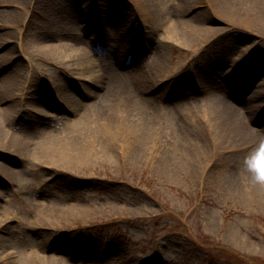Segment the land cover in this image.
Instances as JSON below:
<instances>
[{
  "label": "rangeland",
  "instance_id": "obj_1",
  "mask_svg": "<svg viewBox=\"0 0 264 264\" xmlns=\"http://www.w3.org/2000/svg\"><path fill=\"white\" fill-rule=\"evenodd\" d=\"M46 2L50 1H41L43 10ZM70 2L76 20L90 9L97 11L96 17L90 16L95 27L120 21L123 12L128 13L133 32H125L121 44L131 47L132 43L138 46L143 40L152 41L145 54L153 51L150 59L157 64L165 56L168 65L165 71L178 74L171 77L172 81H161L158 85L169 74L163 73L157 76L160 78L157 82L151 83L148 91L153 90V107L146 106L151 113L149 124L144 126L146 145L140 144L142 148L138 151L124 148L122 155L116 156L121 166L108 160L85 168L76 162L73 169L66 170L74 171L73 174L57 171L60 175L56 176L46 164L31 168L23 160L5 158L17 171L13 177L14 191L8 182L0 186L4 194L0 197V211L10 217L8 224L13 231L9 232V250L21 249L23 234H28L24 226L32 222L35 203L54 200L51 203L65 209L70 206L78 209L62 212L64 216L57 218L46 215H52L53 211L40 208L42 225L57 230H52L53 248L67 252L70 260L81 257L85 264H264V186L254 181L246 164L255 148H245L233 139L215 135V128L218 132L224 129L216 126L222 100L237 108H249L251 127L264 129V112H257L259 103L264 101V5L253 0H215L213 12L208 2L178 8L174 0H168L167 10L163 14L161 10L158 14L152 12L155 20L144 24L137 14V0ZM89 3L92 7L87 6ZM158 20L164 25L169 20L199 22L215 30V45L196 58L194 48L198 47L195 45L198 38L186 42L178 38L173 46L161 43L160 39L166 35L165 30L158 28ZM71 28L76 32V23H71ZM95 29L79 34L90 39ZM176 34L180 36L183 32ZM221 34L225 37H219ZM8 40L0 54L7 53L11 45ZM91 45L98 52L97 67L104 73L110 77L126 73L128 66L116 63L118 55H123V50L118 52V45L98 42ZM241 45L253 46L252 53L243 57ZM140 58L144 60L146 55H139ZM20 59L9 65L0 60V77L11 74L15 66L28 65L26 57ZM200 60L203 63L198 67ZM38 68L28 83L31 92H37L40 85L57 93V86L70 79L73 98L80 103L88 102L89 90L100 93L99 88L81 80L78 74L63 76L46 62L38 64ZM24 70L30 73L28 68ZM148 70L156 73L154 69ZM194 72L199 75L205 72L203 85L190 79L189 73L192 76ZM258 86L261 98L253 96L254 87ZM161 93L164 95L159 97ZM194 96L197 100L186 98ZM38 98L25 99L23 108L39 102ZM57 114L51 122L28 110L14 111L5 118L4 128L6 133L10 131L12 136L25 141H44L43 133L69 129L68 121H64L68 114L70 119L77 116L74 109H67V116ZM179 114L175 120L173 117ZM151 143L156 145L153 159ZM72 177L79 180L72 182L75 180ZM66 184L71 185L64 188Z\"/></svg>",
  "mask_w": 264,
  "mask_h": 264
},
{
  "label": "bare ground",
  "instance_id": "obj_2",
  "mask_svg": "<svg viewBox=\"0 0 264 264\" xmlns=\"http://www.w3.org/2000/svg\"><path fill=\"white\" fill-rule=\"evenodd\" d=\"M41 1L0 0V49L7 46V38L10 39L8 41L11 44L6 50L7 53L0 54V60L9 65L11 62L18 63L21 60L20 58L26 57V64H28L26 67L15 66L16 68L11 69V74L0 77V185L4 182L2 178L15 184L13 177L17 171L5 159L6 157L28 162V166L31 168L46 164L50 167L52 174L56 176L60 175L57 171L73 174L74 171L67 172L66 170L68 168L73 169L76 162H79L78 164L85 168L94 163L107 162L108 160L113 161L115 166H121V161H118L117 157L122 155L124 148L138 151L142 148L140 144L146 145L145 142L147 141L143 138L144 133H146L144 126L149 124L147 122L150 120L151 115L146 108L153 107L151 103L153 90L148 91V89L152 86L153 81L160 79L157 76L169 73L159 80V85L161 81L167 82L172 76L178 74V71H165L168 67L165 56L160 64L155 63V60H149L154 55L153 51H150V54L147 55L144 64L139 63L137 52L139 48H134V55L138 57L131 61L130 69L123 76L110 77L107 72L104 73L102 68L97 67L98 52L92 48L91 43L105 41L113 47L119 45L129 30L133 32L128 13L123 12L124 18L121 15L120 21L116 20L96 28L94 37L87 40L79 37L78 34L80 31L89 32L94 28L91 17L93 15L97 16V11L90 9L88 13L82 14L76 20L74 18L75 12L71 8L69 0H49L50 2H46L48 4L44 7V10ZM167 1L137 0L139 7L137 14L142 18L143 23L147 24L146 21L149 23L155 20L154 15H151L152 12L158 14L161 10L163 14L167 10ZM253 1L264 5V0ZM201 2H208L211 10L215 12V0H174V4L178 8H192ZM92 3L87 6L92 7ZM146 8L148 9L147 14ZM52 10L54 13H52ZM91 11L93 13L90 14ZM120 13L117 14V17ZM106 17L105 15L104 18ZM169 22L164 25L161 20H158V28H161L160 31L165 30L164 34L166 35V37L160 39L161 43L173 46L174 43L177 44L178 38H181L183 42L198 38L199 42L195 44L198 47L194 48L196 58L203 51L211 49L215 45L214 29L189 20L187 22L169 20ZM71 23H76V32L72 28V31L70 30ZM181 30L183 34L177 35L176 32ZM140 37L144 38L143 33L140 34ZM219 37L224 38L225 35L221 34ZM151 43L152 41L146 42L143 40L139 52L150 50ZM190 49L191 47L188 50ZM240 49L243 52V57H246L252 53L253 46L244 48L241 45ZM129 58V54L124 55L122 59L119 56V58H116V63H123L125 59ZM156 58L161 60L157 55ZM44 62L59 70L63 76L80 75L81 80L99 88L100 93L90 90L88 93L84 91L90 98L85 96L89 99L88 102L80 103V101L78 102L77 99L73 98L70 79L61 82L57 86V93H51V91L41 88L40 85L36 89L37 92L29 91L28 83L32 81L34 74L38 72V64ZM202 63L203 60H200L198 67ZM25 68H28L30 73L24 70ZM148 69H154L156 73H151ZM204 69H208V67ZM0 72H2V69H0ZM204 77L205 72L201 76L199 74L195 75V79L201 85H203L202 80ZM260 87H254V97L257 95L258 98H261L260 91L262 90H260ZM31 97H39V102L30 105L26 109L23 108L22 102ZM220 105L222 109L218 112L220 114L217 117L216 126L224 129L218 132L215 128L216 136L233 139L245 148H256L260 142L264 141V129L259 131L251 127L253 118L250 114L251 111H247L249 108L243 109L227 105L223 100ZM259 105L260 108L257 112L260 110L261 114L264 112V101ZM49 108L51 110L63 109V111L74 109L77 116L74 119L69 117L64 120L68 121L67 126L69 129L59 133H55L53 130L43 133L44 141H25L19 136H12L10 131L6 133L3 122L12 112L28 110L29 113H34V115L36 113V116L38 114V117L40 114L52 119L54 114L51 110H48ZM43 124H45V121H43ZM219 133L222 135L219 136ZM155 146L154 143H151L150 151H152L151 155L153 157L150 154L149 156L152 159L155 157ZM141 152L145 154V151ZM72 176H77V174ZM72 178L75 179L72 182L79 180V178ZM70 185L66 184L64 188H69ZM0 194V197H4L2 192ZM51 202L53 200L48 201V203H40L39 201L35 203L32 222H30V226H24L28 234H23V245L16 252L9 250V232L13 233L12 228L9 226L11 219L4 214V211H0V264L86 263L85 259H81V257H79L80 261L70 260L68 253L53 248V236L55 235L53 231L57 230L53 226L47 228L45 224L42 225L41 218L44 217L40 215V208L43 207L53 211L52 215L50 213L46 215L57 218L63 217L64 213L71 209H78L74 206L65 209L60 204Z\"/></svg>",
  "mask_w": 264,
  "mask_h": 264
},
{
  "label": "clouds",
  "instance_id": "obj_3",
  "mask_svg": "<svg viewBox=\"0 0 264 264\" xmlns=\"http://www.w3.org/2000/svg\"><path fill=\"white\" fill-rule=\"evenodd\" d=\"M246 164L253 174L254 181L264 186V141L253 150V153L246 159Z\"/></svg>",
  "mask_w": 264,
  "mask_h": 264
}]
</instances>
